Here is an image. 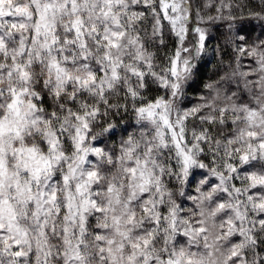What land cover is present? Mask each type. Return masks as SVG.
<instances>
[{"label": "clouds", "instance_id": "1", "mask_svg": "<svg viewBox=\"0 0 264 264\" xmlns=\"http://www.w3.org/2000/svg\"><path fill=\"white\" fill-rule=\"evenodd\" d=\"M18 2L42 11L48 3L59 7L65 0H13V5ZM144 2L120 0L117 5L113 0L106 18L105 0H79L75 15L88 28L85 64L79 63L80 41L65 32L64 26L70 27L74 19L70 7L56 19L60 43L51 51L45 47L51 36L43 28L35 40L30 39L36 12L22 21L25 30L18 35L31 49L35 65L27 69L31 74L27 83L14 71L16 64L29 59L27 53L19 54V41L7 50L8 59H0L7 69L0 73V88L5 90L0 112L6 111L12 88L35 92L37 105L30 109L26 98L22 106L30 112L29 122L37 121L35 126L30 123L23 140L3 137L9 172L17 173L16 148L35 146L38 156L51 161V171L42 173L39 186L22 166L19 171L21 186L26 190L31 184V196L47 187L46 220L34 215L35 199L23 214L16 189L9 193L17 205L15 223L23 253L19 264L264 262V228L257 219L264 214V148L259 146L264 143V64L259 62V53L264 52V0H193L196 16L188 18V24L211 37L216 36V25H222L226 41L241 39L235 32L239 25L252 27L248 48L256 52L251 63L234 71L233 53L208 48L193 59V42L186 40L182 58L194 71L179 81L169 71L178 35L160 14V0H147L146 13L138 10ZM165 2L172 19L189 15L181 0ZM12 20L21 22L15 12ZM181 26L183 20L176 25ZM111 31L125 33L117 48H105V41L98 39ZM65 39L74 43L64 44ZM185 47L189 51L184 52ZM57 49L63 50L58 54ZM213 52L216 60L201 85L202 62L210 60ZM56 63L62 73L50 67ZM89 72L95 73V82L87 88L78 85L76 78L83 81ZM138 72L149 77L146 85ZM165 79L168 83L161 87ZM175 83L181 85L178 91H173ZM149 98L160 101L151 118L137 111L147 106ZM249 113L255 114L253 119ZM53 134L58 137L55 149L49 144ZM133 168L135 173L130 171ZM89 172L96 175L89 178ZM137 243L140 249L133 247Z\"/></svg>", "mask_w": 264, "mask_h": 264}, {"label": "snow or ice", "instance_id": "2", "mask_svg": "<svg viewBox=\"0 0 264 264\" xmlns=\"http://www.w3.org/2000/svg\"><path fill=\"white\" fill-rule=\"evenodd\" d=\"M105 2L109 5L107 11H104L103 15L107 18L111 12V4L113 0H105ZM120 0H116L117 5H119ZM79 0H65V2L60 5L59 7H55L52 3H48L44 6V9L41 11L38 8H34L33 5H25L22 2H18L17 4L13 5V0H0V59H8L7 58V50L17 44L19 41L20 49L19 54L24 55L28 54L29 59L27 63H19L15 65L14 71L18 72L19 78L24 83H27L30 79V73L28 72L29 66L32 65V61L30 58L31 49L27 47L24 43L23 39L19 32H23L25 30V24L22 22L24 19H31L33 17V12H36V24L34 28L30 29L31 32L30 39L35 40L36 36L40 33V29L43 28L44 33L47 36H51V41L45 45L49 51H51L55 46L60 43L59 38L56 35V19L58 16L63 15L62 9L71 8L72 14L74 19L71 20L70 27L65 25V32L73 35L80 41V64H85L88 60V54L86 52L87 49V37L86 33H88V28L84 24L82 18L78 15H75L78 11L77 5ZM161 7L159 8L160 14L164 17L166 24L170 23L172 25L173 31L176 32L179 38V43L176 46V51L174 57L171 59L170 62V73L173 78L177 81L181 79H186L194 69L190 66V61L188 59L182 58V51L181 45L185 43L186 40L193 42V59L197 57H201L203 53L208 50V41L212 39L211 36L207 35L205 31L199 27H195L194 24H188L187 19L196 16V13L191 10V6L193 4V0H187V3H184L181 0V4L186 12L189 14L187 17L176 16L175 19L169 17V5L165 2V0H160ZM8 4L9 8H4L3 6ZM149 4L147 0L142 5L138 6V10L146 13L149 11ZM153 11H156L153 8ZM172 12H176V8L173 7L171 9ZM220 11V9H217ZM13 12L16 13L17 19L21 21L17 23L12 19H7L8 17H12ZM51 16V19L49 17ZM218 19V17H217ZM114 20L116 18L114 17ZM181 20L184 21L185 26H181L177 29L176 25ZM118 23V20H116ZM195 23V22H194ZM249 25L251 22H248ZM217 27H222V25L217 24ZM107 31V29H105ZM92 31H96V26H92ZM254 31L252 27H245L243 24L239 25L235 32L236 36L241 37V39H232L228 40L227 44L231 45V50L233 53V58L236 63V69L242 68L244 65L242 63L243 58H251L253 54L256 52L255 49L248 48V40L251 36V32ZM198 34V39H197ZM125 35L124 32H117L111 31L110 34L104 35L103 37H98V39H103L105 41V48H117L118 41H120L123 36ZM264 35V33H262ZM64 44L74 43L73 41H69L65 39L63 41ZM221 49L220 45L217 46ZM63 49H57V53L59 54L60 51ZM184 52L189 51L188 48L183 49ZM13 61L15 57L11 58ZM105 59H109V57H105ZM259 62L264 64V52L259 53ZM50 67H55L58 73H62L64 71L63 68L60 67L58 63L54 65H50ZM7 71L3 65H0V73ZM11 72L9 75L11 76ZM116 75V71H113V76ZM155 75V73H153ZM243 75H249L248 73H243ZM137 76L139 77L142 85H146L148 83L149 77L144 72H138ZM249 78L250 75H249ZM96 80V75L93 72H89L87 78L83 81L80 80L79 77L76 78V83L83 84L85 88L88 87L90 83H94ZM168 80L165 79L161 85V87L166 86ZM173 91H178L181 88L179 83H175L172 85ZM36 93L33 92L29 94V89L27 87L21 88L17 91L16 88H12L7 94V104H6V111L0 112V264H10L11 261H15L16 264H19V258L23 255L20 241L17 236L20 234L19 225L15 223L16 216H17V205L13 203L14 197L10 196L9 193L13 188L16 189L17 194L20 199V203L24 205L23 208L20 209V212L23 214H27L29 209L32 207L31 201L32 199L36 200V208L37 211L34 215L37 216V219L40 218L47 219V209L45 205L48 203L49 193L47 187L44 190H39L36 193V196H31L32 188L31 184H28L27 189L25 190L19 181V171L21 166L24 171H27L30 176H34L36 179V183L39 186L40 177L42 173H50L51 171V161L48 158L38 156V150L35 146L32 147H20L14 150V154L17 160V173L12 174L9 172L8 169V160H7V152L2 147V140L3 137L8 136L10 138H15L19 140H23L24 133L28 131L30 126H35L37 121L32 120L29 122L28 116L30 112L28 109H22V106L25 105V99L27 98L29 108L35 110L37 105L33 102V96ZM59 95V93H57ZM133 95H135L133 93ZM4 97H5V90L0 88V107L4 106ZM160 101L159 99L153 100L149 98V102L147 106H141L137 109V111L141 114L146 115L148 118H151L154 115L155 107L159 106ZM54 115V114H53ZM235 116V113H233ZM254 113H249L248 118L253 119ZM11 117V119H9ZM78 119H82L83 117H77ZM221 124L225 123L224 120V110H221ZM167 124V121H165ZM211 123V121L209 122ZM87 127V124L84 125ZM231 127V123L228 124ZM170 127V126H169ZM31 134V133H29ZM45 136L48 135L47 132L44 133ZM83 139V137H81ZM58 143V137L53 134V138L49 141L50 147L55 149L56 144ZM260 148H264V143H261ZM79 147V145H77ZM179 147V144H177ZM62 155V154H61ZM94 156H89L88 159H94ZM58 159V157H57ZM242 160H246V156H241ZM249 166H246L245 169L247 170ZM131 172L135 173V169H130ZM95 172H89V178L95 176ZM67 177H64L65 182H67ZM255 190V189H254ZM28 195V199H23L25 195ZM70 195V194H69ZM51 199L55 200V193L51 194ZM95 203V201H93ZM59 211V209H58ZM99 211V210H98ZM148 210L145 209V212ZM7 217L8 223L5 224V218ZM83 218V217H82ZM258 220L261 221V227L264 228V214H261L257 217ZM98 231V230H97ZM202 231V230H201ZM235 239H239V237H235ZM7 243L8 247L3 248V244ZM149 244V241L146 239L143 241V245L146 247ZM134 248L140 249L141 245L139 243L133 245ZM9 248L11 252L9 253ZM8 254V259H4V254ZM131 260L132 257H129ZM171 264V262H170ZM264 264V262H262Z\"/></svg>", "mask_w": 264, "mask_h": 264}, {"label": "trees", "instance_id": "3", "mask_svg": "<svg viewBox=\"0 0 264 264\" xmlns=\"http://www.w3.org/2000/svg\"><path fill=\"white\" fill-rule=\"evenodd\" d=\"M7 19L11 20L12 17H8ZM216 31V36H213L212 39H210L208 41V48L210 49V51L212 49H215L218 45H220L221 49H222V54L224 55H228L232 53L231 47L227 44L226 39H223V33L221 31V27H217L215 28ZM216 60V55L215 52L212 53V58L210 60H204L202 62V72H201V85L203 84L204 79H207V73L208 71L211 69L212 64L215 62ZM242 63L246 66L247 64L251 63L250 58H243L242 59Z\"/></svg>", "mask_w": 264, "mask_h": 264}]
</instances>
